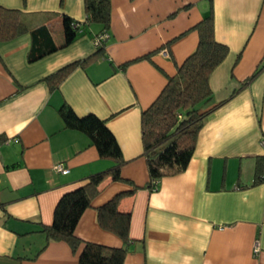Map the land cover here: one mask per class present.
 <instances>
[{
    "label": "crops",
    "instance_id": "crops-1",
    "mask_svg": "<svg viewBox=\"0 0 264 264\" xmlns=\"http://www.w3.org/2000/svg\"><path fill=\"white\" fill-rule=\"evenodd\" d=\"M212 4L215 38L229 51L209 84L213 103L225 102L205 118L186 169L150 189L141 111L195 49L192 27L209 1L110 0L102 52L51 89L42 78L94 53L100 26L86 24L61 47L63 17L83 21V0H0L29 27L0 43V264H78L81 247L47 241L39 228L52 223L63 193L113 162L84 133L64 127L63 104L104 119L124 157L123 180L108 176L99 184L77 237L123 246L97 218L98 207L123 193L118 207L131 214L123 264H264V180L253 183L264 155V0ZM56 163L68 172L56 171Z\"/></svg>",
    "mask_w": 264,
    "mask_h": 264
},
{
    "label": "trees",
    "instance_id": "trees-1",
    "mask_svg": "<svg viewBox=\"0 0 264 264\" xmlns=\"http://www.w3.org/2000/svg\"><path fill=\"white\" fill-rule=\"evenodd\" d=\"M208 1V13L192 27L198 33L195 49L177 65L176 73L167 77L160 93L141 111V139L150 189L155 188L162 177L186 169L205 118L225 102L213 103L209 84L211 72L224 60L229 49L215 38L213 4L212 0ZM83 4L86 12L83 21L63 17L64 43L61 47L73 42L83 32V26L92 22L100 26L101 33H107L110 26V0H83ZM28 30L20 10L0 5V43L14 39ZM105 38L98 40L94 53L65 64L42 80L51 89L57 88L74 67L85 65L102 52ZM37 44H40L39 39ZM57 48L53 45L49 50L37 54L31 51L28 60H36ZM58 112L65 128L84 133L99 156L112 160L113 165L89 175L83 184L63 193L55 205L52 223L42 224L39 231L45 234L47 241L67 242L73 252L81 247L78 264H123L131 216L129 211H121L118 207L123 193L116 194L97 209L100 226L120 236L123 246L111 247L83 241L74 233L82 212L98 194L99 184L108 176L112 180H123L120 170L124 157L120 146L106 121L95 114L78 116L67 104L61 105ZM261 180H264V155L258 157L253 183Z\"/></svg>",
    "mask_w": 264,
    "mask_h": 264
},
{
    "label": "built area",
    "instance_id": "built-area-1",
    "mask_svg": "<svg viewBox=\"0 0 264 264\" xmlns=\"http://www.w3.org/2000/svg\"><path fill=\"white\" fill-rule=\"evenodd\" d=\"M107 36V33H101L98 38H96V43L98 42L99 39L101 38H105ZM164 52V51H163ZM166 52V51H165ZM164 52V53H165ZM262 143V147H264V141L261 142ZM54 169L58 172H61V173H66L68 172V168L65 167L62 163H56L54 164ZM254 251H257L258 249V246H257V243H254Z\"/></svg>",
    "mask_w": 264,
    "mask_h": 264
}]
</instances>
